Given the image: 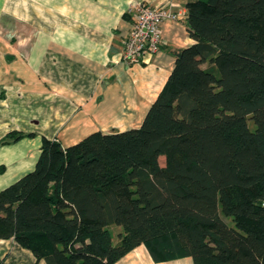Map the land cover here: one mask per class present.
<instances>
[{
  "label": "trees",
  "instance_id": "trees-1",
  "mask_svg": "<svg viewBox=\"0 0 264 264\" xmlns=\"http://www.w3.org/2000/svg\"><path fill=\"white\" fill-rule=\"evenodd\" d=\"M185 7L195 42L141 125L43 137L0 189V239L46 264H113L140 244L154 261L264 264V0Z\"/></svg>",
  "mask_w": 264,
  "mask_h": 264
},
{
  "label": "crops",
  "instance_id": "crops-1",
  "mask_svg": "<svg viewBox=\"0 0 264 264\" xmlns=\"http://www.w3.org/2000/svg\"><path fill=\"white\" fill-rule=\"evenodd\" d=\"M185 1L0 0V189L34 168L43 137L66 147L96 130L141 125L174 66V50L195 41L186 18L164 20L158 51L127 65L123 40L139 4L187 12ZM0 264L46 262L5 238ZM113 264L194 263L189 256L154 261L140 244Z\"/></svg>",
  "mask_w": 264,
  "mask_h": 264
},
{
  "label": "built area",
  "instance_id": "built-area-1",
  "mask_svg": "<svg viewBox=\"0 0 264 264\" xmlns=\"http://www.w3.org/2000/svg\"><path fill=\"white\" fill-rule=\"evenodd\" d=\"M187 18V12L173 11L164 5L139 4L130 30L123 40L121 52L125 64L140 61L145 55L158 51L161 45V22Z\"/></svg>",
  "mask_w": 264,
  "mask_h": 264
},
{
  "label": "rangeland",
  "instance_id": "rangeland-1",
  "mask_svg": "<svg viewBox=\"0 0 264 264\" xmlns=\"http://www.w3.org/2000/svg\"><path fill=\"white\" fill-rule=\"evenodd\" d=\"M250 125H251V123H250ZM159 162H160L161 164H164V157H163V156H161V157L159 158ZM111 230H112V235H113V242L116 243V242H117V234H116V233H117L119 230H121V227L116 226V225H112V226H111Z\"/></svg>",
  "mask_w": 264,
  "mask_h": 264
}]
</instances>
